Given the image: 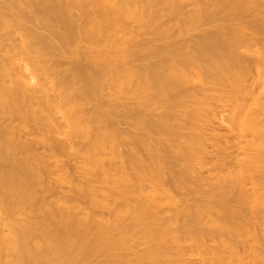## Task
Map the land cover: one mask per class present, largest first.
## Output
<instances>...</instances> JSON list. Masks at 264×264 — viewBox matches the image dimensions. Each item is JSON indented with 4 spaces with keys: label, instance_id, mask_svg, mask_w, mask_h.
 I'll use <instances>...</instances> for the list:
<instances>
[{
    "label": "bare ground",
    "instance_id": "6f19581e",
    "mask_svg": "<svg viewBox=\"0 0 264 264\" xmlns=\"http://www.w3.org/2000/svg\"><path fill=\"white\" fill-rule=\"evenodd\" d=\"M171 1L0 0V34L17 31L22 36L18 48L0 49V118L15 122L0 124V218L4 221L0 226V264H87L93 258H100L97 264H172L179 257H169L170 244L189 240L199 247L204 239L197 238L196 230L206 219L219 232L241 239L230 245V255L237 253L240 245L251 246L249 250L244 246L249 259L246 264H264V239L258 237L254 222L264 214L259 212L264 209V125L260 118H246L255 139L249 148H243L245 154L247 149L252 151L243 162L237 160V168L226 166V161L216 164L220 173L214 179V189L223 191L219 206L226 216L224 221L215 222L200 174L207 167L204 140L209 106L197 99L196 85L190 89L196 83L200 87L196 89L224 87L235 95L245 78L237 59L241 38L208 35L182 41L190 53L189 58L178 61L172 55L182 49L181 42H168L137 54L131 51L132 42L126 40L127 26L136 20L145 22L147 33L155 40L170 39V30H155L163 14L154 8L163 5L168 16H173ZM238 2L229 0L226 7L240 6ZM199 17L184 24L193 26ZM27 23L41 26L47 36H38L32 28L31 32ZM156 55L157 61L151 63ZM66 57L71 59L70 68L59 71L60 59ZM137 60L150 63L142 70L128 65ZM258 76L264 84V68ZM131 87L135 91L130 95L152 118L144 119L142 112H127L114 105ZM259 106L256 115L263 117L264 105ZM57 112L66 127L56 122ZM120 113L130 117L136 131L125 140L114 121ZM60 127L67 129L64 137L68 145H76L77 155L86 161L85 171L97 172V176L57 204L42 197L57 188L48 180L44 182L47 163L35 145L49 148ZM27 130L33 133V140L22 138ZM17 140H21L18 146ZM83 140L79 146L78 141ZM122 148H126L124 153ZM104 156L110 157L108 164ZM95 183L105 186L102 196ZM248 185L253 191L246 188ZM248 191L253 192L252 197ZM189 195L198 198L194 208L181 204ZM110 199L122 205L113 210ZM201 199L207 202L202 205L198 202ZM69 203L76 206L66 211ZM86 204L110 213L112 218L98 222L88 208L86 218H78L76 210ZM163 206L182 223V231L169 236L171 222L161 218ZM22 214V220L17 218ZM126 218L132 224H125ZM156 221L160 222L158 229L153 228ZM257 223L260 228L264 218ZM143 224L142 234L150 246L142 256L129 259L123 248ZM246 235L251 239L243 237Z\"/></svg>",
    "mask_w": 264,
    "mask_h": 264
},
{
    "label": "rangeland",
    "instance_id": "374dc122",
    "mask_svg": "<svg viewBox=\"0 0 264 264\" xmlns=\"http://www.w3.org/2000/svg\"><path fill=\"white\" fill-rule=\"evenodd\" d=\"M196 1H199V4ZM228 1L229 0H213L214 3L211 5L210 0H186L185 2H180V0H172L170 4L172 3L173 9L175 11L173 16H168V13L165 11V9H163V5H157L154 8V11L161 10L163 14V18L155 25V30H157L158 32L165 29L170 30L168 36V38L170 39L155 40L153 35L147 33L148 29L146 28L145 22L138 20H136V23L128 24V31L126 35V40H130L134 45L132 46L131 51L136 52L137 54H142L154 47H162L168 42H178L176 43L178 45L179 42H181V45L179 46L182 49H180L177 54L172 55L173 58L177 61L186 60V58H189L188 54L190 53V50L186 49L184 44V42H186L187 40H198V38L208 35H223L225 37L232 35L235 38H241V41H239V44L237 45V59L241 63L242 70L245 73V78L239 86L238 92H236L235 95H230L229 93L231 90L225 89L224 87L217 89H213L212 87H204L203 90H201L196 89V83L190 86V89L192 91V87L196 85L193 88L194 90H196L197 99L202 103H207L209 106L207 110L209 117V125L206 126V140H204L205 145L207 147V155L205 154L206 156L204 159V167L205 165L207 167H205L204 169L202 168L200 174L203 177L201 188L204 193H207L210 196V205L213 208L211 212V219L215 222L224 221L226 216L224 215L225 213L223 212V210H221L219 206L220 195L223 191H217L214 189V179L220 173L218 169L216 171V164L218 162L226 161V166L230 164L232 165V168H234L239 163L237 162V160L243 162L246 155H248L247 152H250L251 149H247V152L245 154L246 149L244 150V146H248V144L255 138H253V133L249 132L250 130L247 127L248 121L246 118H260L261 126L264 125V116L262 117L256 115V113L258 112V108L260 107L259 105H264V84L258 76L259 71L264 68V0H239L238 3L240 4V6H236L233 8L226 7V3ZM197 15H199L200 17L195 23V25L188 26L184 24L185 21L188 22L187 20L194 18ZM33 25V23H27V27H30L28 29L31 32L32 30H34L35 34L37 33L38 36H40L39 34L43 36L45 35L44 33L46 31L42 29L41 26L39 27L36 24L34 26ZM38 27L42 32L38 29ZM7 33L10 34L7 35ZM7 33L2 32L0 34V36H4L0 37V49H15L16 47L18 48V46H21L22 42L20 41H22V36L20 33H17V31H8ZM45 36H47V33ZM5 40L8 41L4 42ZM15 40L19 41L16 42ZM1 44L3 47H1ZM81 46H83V44H81ZM70 50H72V48H70ZM6 55L7 54H5V56ZM69 59H67V57L65 59H60L61 66L58 69L59 71L65 72L70 68L71 59ZM157 59L158 55L152 56L150 62H156ZM148 61L149 60H137L136 62L128 63V65L131 68H136V70H142L143 66L147 65V63H150ZM137 90L138 88L136 86V91ZM134 91L135 87H131L125 94V97L120 99L117 98L118 102L115 101V104L114 102L113 104L117 105L118 107L121 106L120 109L122 108V110H126L127 112L133 110L142 112V118L144 119L148 120L149 118H152L149 114L150 112L148 113V111L145 110L144 107L140 106L139 100L136 97L130 95L131 92ZM243 110L245 111L243 112ZM162 111L163 110H160L159 112ZM57 113V115L55 113V116L57 117L56 122L59 126H65L64 121H62L63 116L59 114V112ZM124 114L125 113H120L119 116H117L116 120H114L115 123H117V128L119 129V132L122 133L123 140L128 138V134L130 135L136 132L133 130V121L129 120L128 118L130 117L125 116L126 114ZM1 119V126L15 123L13 122L12 118L1 117L0 120ZM3 122H5L6 124H2ZM34 127V125L33 127H31L32 131L35 130ZM62 127H60L59 133L52 136L51 141L53 142L49 144V148H47L48 146L43 144L36 143L35 145L36 152L42 158H44L47 163V168H45V172H43V178L46 177L43 179L44 182L48 180L46 182H52L57 188L52 190V192H45L46 194L44 193L45 195L42 197L44 198V200L53 201L57 204L61 203V199L63 197H72L78 186L83 183L94 181L97 176V172L88 174L85 171L87 166L86 161L82 157L77 155L76 150L78 148L76 147V145H68L69 143L67 140H65L64 137L65 132H67V129ZM31 128H29V130H31ZM29 130H27V132H29V135L26 131H24L25 136L24 134H22V138L26 137L28 140H33V135H31L32 132ZM62 130L64 133L61 132ZM19 141L21 140H17L18 143L16 142V146L20 144ZM79 142L82 143L80 144ZM84 142V140L78 141L79 146H82ZM50 145H53L55 148L51 146V150ZM56 145L57 147L63 146V148H57ZM53 150L55 151V154H52ZM121 151L124 153L126 151V148H122ZM223 154H226V159ZM14 158H12V160ZM104 158L106 160V163L108 164L110 161V157L104 156ZM211 167L214 169H212ZM210 169H212L213 172H211ZM94 186L99 192L98 195L102 196L105 190V186L99 183H95ZM146 187L147 189L150 188L149 185H146L145 189ZM251 187V185L246 186V188H248L249 190L251 189ZM251 190L253 191V188ZM252 191H248V194L249 192L251 194V196L249 195L250 197H252ZM182 197L183 196H181L180 198ZM194 197V195L191 196V198L190 195L189 197L187 196V198L183 197V199L186 198L189 201L184 199V202L186 201L184 203L183 199H180L182 201V203H180L194 208L195 204L193 203H196L198 199ZM43 198H40V201H43ZM195 200L196 202H194ZM132 201L135 202L136 200L132 199ZM198 202L203 205L207 201L203 200L202 202ZM109 203L113 210L116 209L118 206L122 205L121 201H116L113 199H110ZM74 206H76L74 203H69L65 205V209L66 211H70L71 208ZM79 207L81 209L85 208L83 210H81L80 208V210H76L77 217L80 219L86 218V208L90 210V214L98 222H105L107 218H112V215L110 213H106L101 209L90 208L87 204L79 205ZM161 210V218L163 220H168L171 222V226L169 228V236H172L174 232L182 228V223L180 221L175 220L172 215V212L167 207L163 206ZM263 211L264 209L260 208L259 212L263 213ZM249 217L251 216L248 215V218ZM259 217H261V219H257L254 221L256 223V233L258 234L259 238L264 239V224H261V227L259 228L257 223L258 221L259 223L262 222L264 214H261ZM1 218L0 226L3 227L4 221ZM17 218L22 220L24 216L22 214L19 215ZM125 224H132V220L130 218H126ZM159 225L160 222L156 221V223L153 225V228L158 229L160 227ZM143 226L144 224L140 226L137 231L135 230V232L131 234L130 241L123 248L122 252L125 256H128L129 259L142 256L150 246L148 240L142 234ZM196 236L199 239H204V243L202 242L199 247L195 246L189 240H186V242L181 245L173 243L170 244L168 248L169 257H173L175 254H177L179 257L178 261L172 264H239L240 260H242L244 264H246V262L249 260L247 259L248 251L244 250L246 249L244 248L245 245L238 246L237 253H235L234 255H230L228 250L230 245L236 244L241 239L237 237H229L219 232L214 226H212V222L208 219L204 220V223L197 227ZM243 237L246 239H251L247 235ZM223 244H225L226 247H224ZM252 244L254 247H256L257 250H259L258 245H256L255 243H251V245ZM245 247H247V245ZM250 247L248 246L247 249H250ZM215 256H218L219 260H215ZM89 261L90 262H88L87 264H97L100 261V258H95V260L93 258V260L91 259Z\"/></svg>",
    "mask_w": 264,
    "mask_h": 264
}]
</instances>
